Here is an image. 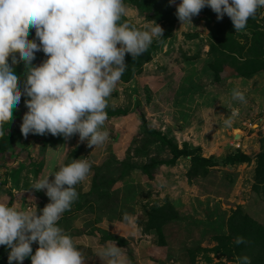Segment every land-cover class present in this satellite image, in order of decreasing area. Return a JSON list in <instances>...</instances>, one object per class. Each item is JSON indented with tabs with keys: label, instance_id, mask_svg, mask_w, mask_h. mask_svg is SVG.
<instances>
[{
	"label": "rangeland",
	"instance_id": "1",
	"mask_svg": "<svg viewBox=\"0 0 264 264\" xmlns=\"http://www.w3.org/2000/svg\"><path fill=\"white\" fill-rule=\"evenodd\" d=\"M167 1L175 8L181 2ZM124 2L130 12L125 20L154 22ZM204 11L192 17L193 25L158 22L163 36L149 46L155 49L150 60L128 81L120 80L108 99L103 145L89 147L75 134L63 137L62 151L52 154L47 147L62 136L21 134L27 111L22 95L0 134V202L39 211L48 202L32 183L62 163L87 159L89 178L79 184L86 193L76 186L85 205L74 206L73 214L85 218L87 227L114 216L123 230H136L131 240L141 264H236L242 255L252 262L257 253L236 252L233 240L226 242L227 255L213 248L218 237L232 235L229 220L236 211L264 227V8L241 32L226 14L218 20L210 7ZM34 35L30 30L29 39ZM46 58L39 51L32 63ZM13 67L23 74L22 61ZM237 87L245 103L231 101ZM226 106L239 110L231 127L222 123L230 114ZM160 206L168 207L169 219L149 229L148 217ZM8 251L0 245V264H8Z\"/></svg>",
	"mask_w": 264,
	"mask_h": 264
},
{
	"label": "clouds",
	"instance_id": "2",
	"mask_svg": "<svg viewBox=\"0 0 264 264\" xmlns=\"http://www.w3.org/2000/svg\"><path fill=\"white\" fill-rule=\"evenodd\" d=\"M205 6L218 20L226 14L235 32H241L264 8V0H181L176 8L181 26L193 25L192 17ZM125 17L130 12L124 0H0V134L23 95V136L78 134L89 147L103 145L109 136L104 129L108 99L127 68L125 55L138 57L163 36L156 21L139 25ZM39 51L47 58L33 65ZM18 59L23 74L13 67ZM231 101L245 103V92L233 88ZM238 114V108L230 107L223 126L231 127ZM90 170L87 159H73L35 180L31 188L49 198L39 211L0 202V245L9 249L8 264H22L28 257L31 264H85L79 242L58 222L78 199L76 186L88 181ZM89 241L102 264H130L115 241ZM33 243L38 244L35 252ZM233 243L240 245L245 239L237 236ZM235 260L252 264L247 255Z\"/></svg>",
	"mask_w": 264,
	"mask_h": 264
},
{
	"label": "trees",
	"instance_id": "3",
	"mask_svg": "<svg viewBox=\"0 0 264 264\" xmlns=\"http://www.w3.org/2000/svg\"><path fill=\"white\" fill-rule=\"evenodd\" d=\"M124 1H127L136 8H138L140 12L143 13L148 20L156 21V23L168 22L170 27H173L179 21L176 16V8L172 7L167 0H124ZM204 12L205 11L203 8L199 12V14ZM214 30L218 31V27H216ZM220 41L221 40L219 39L218 42ZM154 50L155 49L151 46L150 48L147 49L146 52L135 58H132L130 54H126L125 55V62L127 63L126 69H128L129 72L128 74H126L125 71L121 77V80L128 81L137 71V69H139L144 63H147L150 60ZM222 55L226 57L225 54ZM231 56H232L231 58L233 59L232 53ZM262 68H264V65L262 67L260 66L259 69ZM212 69L215 72L219 71L216 65H213ZM47 140L50 141L51 139H47ZM63 143H64V138L62 136L58 141L52 143L51 145L52 147L50 148H55L58 144H63ZM39 198L41 199V201L49 202V198L43 192L39 194ZM167 208L168 207L166 206H160L158 208H155L153 214L149 215L148 217L149 229L155 228L156 224L165 222L167 219H169ZM229 227L231 229L230 231L232 235L227 237H218L217 240L219 241L218 242L219 244L215 248H213V251L216 252L221 251L223 254L227 255L229 253H226V250H224L226 248L227 240L234 241V239L237 236H243L245 239V243L240 245H236L233 243L234 250L236 252L242 251L244 253H248L249 255H253L257 253L255 258H253L252 260V264H264V227L257 224L248 215H244L240 210L234 212L231 215L229 220ZM33 251L35 252L34 248ZM28 261L29 264H31L30 258L28 259Z\"/></svg>",
	"mask_w": 264,
	"mask_h": 264
},
{
	"label": "crops",
	"instance_id": "4",
	"mask_svg": "<svg viewBox=\"0 0 264 264\" xmlns=\"http://www.w3.org/2000/svg\"><path fill=\"white\" fill-rule=\"evenodd\" d=\"M66 144H68V140L66 141ZM63 145H65V143ZM63 145L58 144L55 148L47 147V149L52 154H56L62 151ZM77 188L81 189L82 193H86V191L83 190L84 186L80 188L78 184ZM2 190L3 187L0 188V196L2 195ZM42 192L45 194L44 191ZM78 199L72 204L71 209L69 211H66L62 215L61 220L58 223L60 225V223L62 224L64 221L70 222V225H68L67 228L63 227V229L79 242L81 251L86 256L85 264H102L101 259L97 255L92 253V250L89 247V238H95L100 244H105L108 241H115L117 246L121 247L124 253L126 254L130 264H141V252H137L136 248L138 246L132 244L133 241L131 240V237L134 235L136 230L132 231L133 229L129 228L127 226L128 224H126V227L129 229L123 230L121 227L123 221L116 217L114 218V216L107 218L106 220L104 217V219H100L95 222L94 227H87L85 218L81 219L78 213L73 214L72 212L75 209L74 206L80 204L81 207L78 206L77 209H81L85 205L84 203L80 202L81 198H79V196ZM145 246L146 245L144 244V248ZM145 249H147L148 251L150 250V247H146Z\"/></svg>",
	"mask_w": 264,
	"mask_h": 264
}]
</instances>
